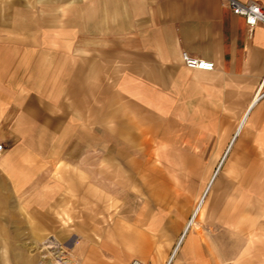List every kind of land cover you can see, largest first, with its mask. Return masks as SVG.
Wrapping results in <instances>:
<instances>
[{
	"label": "crops",
	"instance_id": "1",
	"mask_svg": "<svg viewBox=\"0 0 264 264\" xmlns=\"http://www.w3.org/2000/svg\"><path fill=\"white\" fill-rule=\"evenodd\" d=\"M0 142V264L52 228L81 264H264V28L225 0H0Z\"/></svg>",
	"mask_w": 264,
	"mask_h": 264
},
{
	"label": "rangeland",
	"instance_id": "2",
	"mask_svg": "<svg viewBox=\"0 0 264 264\" xmlns=\"http://www.w3.org/2000/svg\"><path fill=\"white\" fill-rule=\"evenodd\" d=\"M53 214L54 216L57 215L58 223H54V226L59 225L58 229L67 228L66 225L69 226L75 221L67 209H60ZM40 236L38 235L36 239L30 242V250L35 257V264H81L71 246L75 236L72 232L58 233L56 228H52ZM6 237H8L7 234L0 233L1 241ZM89 237H96V235H89Z\"/></svg>",
	"mask_w": 264,
	"mask_h": 264
},
{
	"label": "built area",
	"instance_id": "3",
	"mask_svg": "<svg viewBox=\"0 0 264 264\" xmlns=\"http://www.w3.org/2000/svg\"><path fill=\"white\" fill-rule=\"evenodd\" d=\"M225 3L231 9L232 13L244 17L250 31L254 26L259 24H261L264 28V6L257 1L225 0ZM181 58L184 66L190 69L211 71L215 67L213 61L207 60L205 58L191 56L186 51L181 52ZM3 150V143L0 142V154ZM173 257L174 255H171L169 258H167L164 264H173ZM132 264L141 263L134 261Z\"/></svg>",
	"mask_w": 264,
	"mask_h": 264
}]
</instances>
